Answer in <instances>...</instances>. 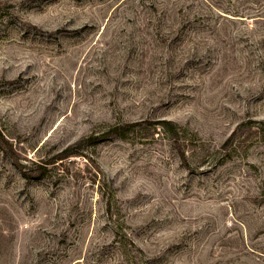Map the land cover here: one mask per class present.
Here are the masks:
<instances>
[{"label":"rangeland","instance_id":"374dc122","mask_svg":"<svg viewBox=\"0 0 264 264\" xmlns=\"http://www.w3.org/2000/svg\"><path fill=\"white\" fill-rule=\"evenodd\" d=\"M0 264H264V0H0Z\"/></svg>","mask_w":264,"mask_h":264},{"label":"trees","instance_id":"16d2710c","mask_svg":"<svg viewBox=\"0 0 264 264\" xmlns=\"http://www.w3.org/2000/svg\"><path fill=\"white\" fill-rule=\"evenodd\" d=\"M0 135L2 136V131H1V129H0Z\"/></svg>","mask_w":264,"mask_h":264}]
</instances>
